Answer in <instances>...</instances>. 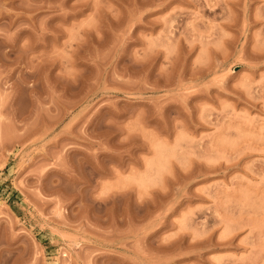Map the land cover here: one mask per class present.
<instances>
[{
    "label": "rangeland",
    "instance_id": "obj_1",
    "mask_svg": "<svg viewBox=\"0 0 264 264\" xmlns=\"http://www.w3.org/2000/svg\"><path fill=\"white\" fill-rule=\"evenodd\" d=\"M0 264H264V0H0Z\"/></svg>",
    "mask_w": 264,
    "mask_h": 264
}]
</instances>
